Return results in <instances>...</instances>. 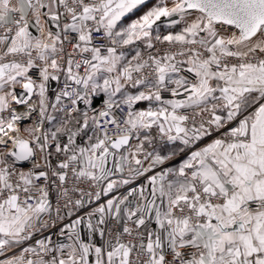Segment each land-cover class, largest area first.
I'll return each instance as SVG.
<instances>
[{"label":"snow or ice","instance_id":"snow-or-ice-1","mask_svg":"<svg viewBox=\"0 0 264 264\" xmlns=\"http://www.w3.org/2000/svg\"><path fill=\"white\" fill-rule=\"evenodd\" d=\"M0 264H264V0H0Z\"/></svg>","mask_w":264,"mask_h":264}]
</instances>
